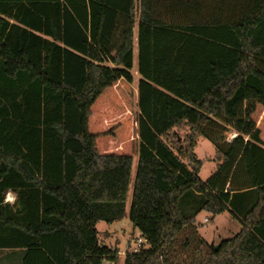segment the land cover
Segmentation results:
<instances>
[{
  "label": "trees",
  "instance_id": "1",
  "mask_svg": "<svg viewBox=\"0 0 264 264\" xmlns=\"http://www.w3.org/2000/svg\"><path fill=\"white\" fill-rule=\"evenodd\" d=\"M134 154L123 264H264V0H0V250L117 264ZM200 212L240 231L193 247Z\"/></svg>",
  "mask_w": 264,
  "mask_h": 264
},
{
  "label": "rangeland",
  "instance_id": "2",
  "mask_svg": "<svg viewBox=\"0 0 264 264\" xmlns=\"http://www.w3.org/2000/svg\"><path fill=\"white\" fill-rule=\"evenodd\" d=\"M135 33L136 27H134V34ZM130 73L133 76L134 81L132 88L135 92L137 81L139 80L136 54L134 55L133 67ZM135 98L136 95L134 97V104L136 103ZM228 139H230V137H228ZM194 154L197 159L202 162L199 178L202 181H206L216 169V163L214 162V148L207 140L199 138L196 147L194 148ZM136 163L137 155L134 154L124 219L113 224L100 222L96 227L99 240L105 242L103 245L113 248L118 247L119 259L117 264H123L124 255L128 251V242L130 243L129 251H131L135 247V240L138 237V232L133 230L128 219ZM204 218H209V215L206 212H200L197 214L194 225L196 233L191 237L192 246L198 249H203L205 246L199 243L200 240L204 241V244H207V248L209 245H217L222 240L232 238L238 233L240 228L238 227L240 225L239 222L227 212L222 213L214 220V222H204ZM106 232H112L110 238L106 235Z\"/></svg>",
  "mask_w": 264,
  "mask_h": 264
},
{
  "label": "crops",
  "instance_id": "3",
  "mask_svg": "<svg viewBox=\"0 0 264 264\" xmlns=\"http://www.w3.org/2000/svg\"><path fill=\"white\" fill-rule=\"evenodd\" d=\"M235 136H236L235 134H231L229 136L230 139H228V140H231ZM15 201H16V193L15 192L7 193V195L5 197V202L9 203L10 205H12V204L15 203ZM220 215L216 216L214 218V220L217 219ZM208 219L209 218H204V222H205V220H208ZM214 220H213V222H214ZM97 225H98V223L96 224L95 229H96ZM238 227H241V226L239 225ZM96 231H97V229H96ZM239 231H240V228H239ZM106 235L110 238V235H112V232H106ZM99 242L102 243V244L105 243V242H102L100 240H99ZM127 247H128V251H129V249H130V243L129 242H128V246ZM115 249H117L118 253H119L118 247H115ZM22 257H23V250H19V249L18 250H12V249L0 250V264H22ZM118 259H119V256H118ZM102 264H111V263L103 262Z\"/></svg>",
  "mask_w": 264,
  "mask_h": 264
},
{
  "label": "built area",
  "instance_id": "4",
  "mask_svg": "<svg viewBox=\"0 0 264 264\" xmlns=\"http://www.w3.org/2000/svg\"><path fill=\"white\" fill-rule=\"evenodd\" d=\"M205 222H207V220H205ZM143 242L144 240L138 234V237L135 240V247L132 249V251L138 250L141 247Z\"/></svg>",
  "mask_w": 264,
  "mask_h": 264
}]
</instances>
